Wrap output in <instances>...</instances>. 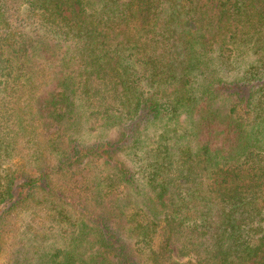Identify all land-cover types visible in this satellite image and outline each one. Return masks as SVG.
Masks as SVG:
<instances>
[{"label": "trees", "instance_id": "trees-1", "mask_svg": "<svg viewBox=\"0 0 264 264\" xmlns=\"http://www.w3.org/2000/svg\"><path fill=\"white\" fill-rule=\"evenodd\" d=\"M0 208V257L264 264V0H0Z\"/></svg>", "mask_w": 264, "mask_h": 264}, {"label": "rangeland", "instance_id": "rangeland-1", "mask_svg": "<svg viewBox=\"0 0 264 264\" xmlns=\"http://www.w3.org/2000/svg\"><path fill=\"white\" fill-rule=\"evenodd\" d=\"M82 137L87 138V142H91L96 138L97 132L93 131L91 136L86 137L84 125L80 127ZM43 162H39L38 168H41ZM30 164H28V167ZM129 194V193H127ZM134 200L133 196H127L126 201ZM3 209V206H2ZM0 208V213L3 211ZM24 222V220H23ZM27 226V223H26ZM28 230V229H27ZM24 227L21 233L13 239V237L5 238L3 241L2 254L0 264H41L44 259V251L50 245L49 240L42 237L34 238ZM36 242V244H33Z\"/></svg>", "mask_w": 264, "mask_h": 264}]
</instances>
